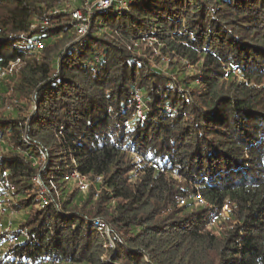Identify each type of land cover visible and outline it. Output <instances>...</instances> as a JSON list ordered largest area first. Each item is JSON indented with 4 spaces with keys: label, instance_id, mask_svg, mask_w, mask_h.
<instances>
[{
    "label": "trees",
    "instance_id": "obj_1",
    "mask_svg": "<svg viewBox=\"0 0 264 264\" xmlns=\"http://www.w3.org/2000/svg\"><path fill=\"white\" fill-rule=\"evenodd\" d=\"M95 1L0 0V264H264V0Z\"/></svg>",
    "mask_w": 264,
    "mask_h": 264
},
{
    "label": "built area",
    "instance_id": "obj_2",
    "mask_svg": "<svg viewBox=\"0 0 264 264\" xmlns=\"http://www.w3.org/2000/svg\"><path fill=\"white\" fill-rule=\"evenodd\" d=\"M89 1V0H88ZM115 0H96L95 2L93 3H89L87 2L86 6L84 7V9H76L73 11V17L77 20L78 22V32L79 34L81 35H84L85 33H87L88 29H89V26H90V23H91V18H92V13L94 10H104V9H108L112 6L113 2ZM125 3L122 2V5H124ZM35 45L38 47V48H43V42H41L40 40H36L35 41ZM137 100H138V112H139V115L141 117H143V114H142V110H141V100L139 97H137ZM66 179L68 181H75L77 186L79 187V189L83 192H86L87 189L89 188V178L87 176H84L82 175L78 170H74L73 172H71L70 174H68L66 176ZM100 177H98L96 179V181H100ZM34 180L39 184L41 185V187L43 188V195H42V205L43 206H46L49 204V189L47 187H45L43 185V182L40 178V175H36L34 177ZM93 182V181H92ZM7 187H10L9 185H7ZM10 191L13 192L14 191V187L11 186L10 187ZM198 200L200 203H203V199L198 196ZM3 203L0 202V207H1V213H5L4 210L2 209L3 208ZM97 224L100 223V219H95L94 220ZM107 233H109V227L107 224H104L102 223L101 224ZM13 229V221L12 220H8L7 223L6 222H3V221H0V232H9ZM18 241V236L16 235H13L11 237H9V243L10 244H13L15 242ZM47 262V261H45Z\"/></svg>",
    "mask_w": 264,
    "mask_h": 264
},
{
    "label": "rangeland",
    "instance_id": "obj_3",
    "mask_svg": "<svg viewBox=\"0 0 264 264\" xmlns=\"http://www.w3.org/2000/svg\"><path fill=\"white\" fill-rule=\"evenodd\" d=\"M71 183V185H75V186H77V184H76V182L75 181H70ZM91 184H93L92 183V180H89V187H90V185ZM81 191V190H80ZM81 194H85V192H83V191H81ZM5 207H7L6 205H5ZM7 214H8V212H7ZM5 216H6V219H7V221L8 220H12L13 222H14V224H13V227L15 228V225L17 224V222L21 219V217H22V214H19V213H16V212H9V215H6L5 214Z\"/></svg>",
    "mask_w": 264,
    "mask_h": 264
}]
</instances>
